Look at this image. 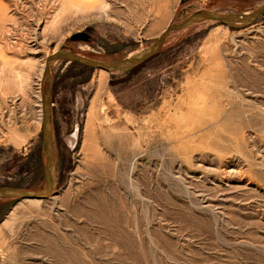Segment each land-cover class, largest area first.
<instances>
[{"label": "rangeland", "instance_id": "rangeland-1", "mask_svg": "<svg viewBox=\"0 0 264 264\" xmlns=\"http://www.w3.org/2000/svg\"><path fill=\"white\" fill-rule=\"evenodd\" d=\"M147 1L0 0V186L45 188L46 66L55 146L47 199L0 198V264H264V13L173 31L134 71L47 65L264 5Z\"/></svg>", "mask_w": 264, "mask_h": 264}, {"label": "water", "instance_id": "water-1", "mask_svg": "<svg viewBox=\"0 0 264 264\" xmlns=\"http://www.w3.org/2000/svg\"><path fill=\"white\" fill-rule=\"evenodd\" d=\"M264 13V5L259 9L255 10L252 13H242V14H216L210 12H199L196 13L189 18H185V20L179 24L172 25L168 27L163 33L162 37L157 41V43L151 48L148 52L140 57H134L129 60L124 61H117V62H104L99 63L95 61H88L77 56L71 54H55L49 58H47V65L53 60H66L70 63H78L83 66L92 68V69H104L107 71L115 72V71H131L136 68H139L149 61H151L154 57H156L165 42L166 36L173 32L182 30L190 25L201 23L205 21H213L218 22L221 24H234V23H245V22H252L256 20L259 16ZM86 36L85 34H78L76 37ZM46 77L48 80L49 88L45 98V105H44V114H43V135L46 144L48 155L47 156V164H46V172H45V188L39 192H30L23 188H16L14 186H0V198H12L17 200H25V199H39L44 200L47 199L49 193L52 189V172L55 162V146L52 138L51 127H50V102H51V93L53 92L51 89V81L48 66H46Z\"/></svg>", "mask_w": 264, "mask_h": 264}, {"label": "bare ground", "instance_id": "bare-ground-1", "mask_svg": "<svg viewBox=\"0 0 264 264\" xmlns=\"http://www.w3.org/2000/svg\"><path fill=\"white\" fill-rule=\"evenodd\" d=\"M141 2H140V4H142L143 6L145 5L146 6V3H145V0H140ZM147 2H149V0L147 1ZM104 4V3H103ZM105 6H106V4H105ZM141 7V6H140ZM99 70H104V69H99ZM107 71V70H106ZM105 72V71H104ZM104 78H106V77H104ZM100 84L102 85L103 84V80H101V82H100ZM100 89V88H99ZM93 103V102H92ZM92 105V104H91ZM90 116V115H89ZM88 119V118H87ZM92 125V124H91ZM87 130V129H86ZM88 134V133H87ZM96 136V135H95ZM90 137V136H89ZM25 200H32V201H38L39 199H25ZM17 206V205H16ZM6 223H8V222H6ZM3 224V223H2ZM6 225V224H5ZM7 226V225H6ZM5 226V227H6Z\"/></svg>", "mask_w": 264, "mask_h": 264}, {"label": "flooded vegetation", "instance_id": "flooded-vegetation-1", "mask_svg": "<svg viewBox=\"0 0 264 264\" xmlns=\"http://www.w3.org/2000/svg\"><path fill=\"white\" fill-rule=\"evenodd\" d=\"M86 36H82V37H86V38H88V39H91V37H92V35L91 34H89V33H87V34H85Z\"/></svg>", "mask_w": 264, "mask_h": 264}, {"label": "trees", "instance_id": "trees-1", "mask_svg": "<svg viewBox=\"0 0 264 264\" xmlns=\"http://www.w3.org/2000/svg\"><path fill=\"white\" fill-rule=\"evenodd\" d=\"M159 54H160V53H159ZM159 54H158V55H159ZM158 55H157V56H158ZM157 56H156V57H157ZM156 57H154L153 59H155ZM153 59H152V60H153ZM136 69H138V68H136ZM136 69H134V70H136ZM134 70H133V71H134ZM16 188H20V187H16Z\"/></svg>", "mask_w": 264, "mask_h": 264}]
</instances>
